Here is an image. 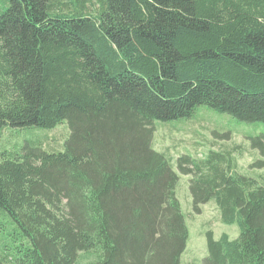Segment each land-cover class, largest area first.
I'll return each mask as SVG.
<instances>
[{
    "label": "trees",
    "instance_id": "1",
    "mask_svg": "<svg viewBox=\"0 0 264 264\" xmlns=\"http://www.w3.org/2000/svg\"><path fill=\"white\" fill-rule=\"evenodd\" d=\"M202 103L264 122V0H8L0 136L63 119L70 133L62 151L26 144L0 158V209L26 237L0 264H180L188 226L153 120ZM254 182L217 169L191 179L193 209L215 197L239 227L233 239L207 230L202 264H264Z\"/></svg>",
    "mask_w": 264,
    "mask_h": 264
},
{
    "label": "rangeland",
    "instance_id": "2",
    "mask_svg": "<svg viewBox=\"0 0 264 264\" xmlns=\"http://www.w3.org/2000/svg\"><path fill=\"white\" fill-rule=\"evenodd\" d=\"M7 5L8 0H0V13ZM153 125L152 147L166 156L178 174L175 194L188 226L180 264H202L207 253L206 231L211 230L215 239L223 232L233 239L238 236L239 227L236 222L222 221L215 197L202 203L200 212H196L192 206L190 181L200 173L217 169L225 175H244L253 179L254 185L264 186V122L242 120L202 103L195 106L190 116L154 119ZM69 133L66 119L52 127L7 124L1 131L0 158L14 157L26 144L47 152L62 151ZM257 138L262 144L254 146L252 140ZM181 155H188L198 170L181 173L177 160ZM25 242L26 237L17 223L0 209V256L13 255L16 247ZM93 258L92 254H81L78 261L85 264Z\"/></svg>",
    "mask_w": 264,
    "mask_h": 264
}]
</instances>
